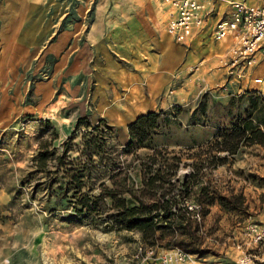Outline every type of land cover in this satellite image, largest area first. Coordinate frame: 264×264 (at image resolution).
I'll use <instances>...</instances> for the list:
<instances>
[{"label":"rangeland","instance_id":"rangeland-1","mask_svg":"<svg viewBox=\"0 0 264 264\" xmlns=\"http://www.w3.org/2000/svg\"><path fill=\"white\" fill-rule=\"evenodd\" d=\"M31 1L9 0V3L33 5ZM97 3L98 0H39L25 13L27 32L41 25V45L36 52L27 53L26 59H20L19 73L10 75L9 89L0 97V264H134L136 261L133 255L140 242L137 232L111 230L106 209L82 218L72 208V190L66 192L61 183H54L49 189L44 186L32 189L42 175L29 174L38 141L51 135L50 127L58 135L54 145L59 153L78 117L86 115L91 122L103 118L96 114L93 105L96 76L86 75L83 64L87 62L88 67L97 71L103 63L101 54L110 47L112 61L108 60L107 65L127 62L123 56L133 60L135 57L130 53L141 48L140 38L163 30V11L158 4L153 11L123 13V21L116 25V21L107 19L109 14L118 17L119 13H97ZM66 32L71 36L61 43ZM25 46L26 50L33 48ZM87 55L89 60L85 58ZM256 58L257 73L263 77V83L251 86L264 98V50L258 51ZM83 81H88L84 94ZM227 83L213 84L196 98L181 99L165 109H173V122L157 135L161 145L156 146L182 154L183 163H190L188 153L210 141L217 127L226 125L231 115L244 114L248 108L247 97L238 99L243 91L233 94ZM76 87L79 91H75ZM45 120L50 122L49 126L40 123ZM108 125L114 131L112 142L122 150L120 127L109 122ZM84 131V128L77 131L71 157L77 155ZM137 153L143 155L150 150L140 149ZM118 159L127 173L135 174L137 160L131 154L118 155ZM219 169L207 171L210 172L207 177L219 192L241 195L242 206L238 211H230L218 205L205 217L208 234L202 243L205 252L199 258L224 256L227 250L229 256L234 249L227 239L243 222L264 224V147L242 146ZM188 170V166L182 165L178 175L182 178ZM109 173V167L98 170L94 183H88L93 188L89 195L99 193L98 182L110 185ZM105 203L109 207L110 200L105 199Z\"/></svg>","mask_w":264,"mask_h":264},{"label":"trees","instance_id":"trees-1","mask_svg":"<svg viewBox=\"0 0 264 264\" xmlns=\"http://www.w3.org/2000/svg\"><path fill=\"white\" fill-rule=\"evenodd\" d=\"M245 97L248 108L244 114L231 115L226 125L217 127L210 141L188 153L190 163H183L182 154L158 148L154 143L155 136L173 122V109L138 115L127 125L128 140L122 150L112 142L114 131L105 118L91 122L86 115L78 117L59 153L54 145L58 135L50 127L51 135L39 139L31 160L29 174L42 175L32 189H49L61 183L66 192L73 191L72 208L82 218L106 209L111 230L135 231L140 242L149 247L178 248L203 257V237L199 232L205 228L204 219L211 207L217 204L225 210L238 211L242 206L241 195L219 192L207 171L228 164L242 146L264 147V98L256 90H244L238 99ZM40 123L50 125L47 120ZM81 128L85 131L81 133L77 155L71 157L72 142ZM140 149H149L150 153L139 155ZM121 154H131L137 160L135 174L125 171L118 159ZM182 165L189 170L181 178L178 171ZM104 167L110 168V185L98 182L99 193L89 195L93 188L88 183H94L93 178ZM105 199L110 200L109 207ZM185 202L200 206L201 221L191 218Z\"/></svg>","mask_w":264,"mask_h":264},{"label":"crops","instance_id":"crops-1","mask_svg":"<svg viewBox=\"0 0 264 264\" xmlns=\"http://www.w3.org/2000/svg\"><path fill=\"white\" fill-rule=\"evenodd\" d=\"M37 1L39 0H32L33 5L24 3L12 5L9 0H0V97L4 91L9 89L10 75L19 73L20 59H26L27 53L36 52L35 49L41 45V25L31 30L33 33L27 32L24 27L25 13L30 11V7L34 8ZM161 1L98 0L95 11L97 13L118 12V17L109 14L107 19V21H116V25H118L123 21V13L127 15L126 13L129 12L153 11L156 4L161 7ZM239 1L260 5L263 0ZM36 29L39 31L35 32ZM155 32L140 38L141 48L132 49L130 53L135 57L133 60L122 55L127 59V62L121 64L115 62L116 64H113L112 67L107 65L108 60L112 61L110 47L105 50L104 54H101L103 63L96 71L92 66L88 67L85 62V58L89 60V56L84 58L83 72L86 75L92 73L91 75L96 76L95 91L93 92L95 112L110 124L120 127L119 143L121 145H124L128 140L127 125L138 115L150 111L165 110L181 99L196 98L200 92H205L213 84L226 82L225 69L219 63V56L226 50L229 39L216 42L209 36V30L203 31L186 48L175 43L164 32V29ZM66 34L65 37H62L61 43L67 41V37L71 36L70 32H66ZM60 42L58 43L60 44ZM27 44L33 46L32 50H26L25 45ZM257 60L258 58H256V62ZM257 70L258 62L251 70L250 78L242 79L239 83L228 82L230 92L239 94L244 90H252L254 87L251 86L252 84H262L263 77L257 73ZM257 77L262 79L260 84L254 82ZM81 87L83 94L86 93L88 81H83ZM75 91H79V88L76 87ZM159 138L155 137L157 146L161 145ZM220 167L214 172L220 170ZM216 208L218 205H213L210 212ZM204 225H206L205 219ZM136 236L139 238V233ZM228 253L227 250L224 256H211L214 257L212 259L204 257L199 263L187 262L184 264H234L237 257L236 250H232L231 256H228Z\"/></svg>","mask_w":264,"mask_h":264},{"label":"built area","instance_id":"built-area-1","mask_svg":"<svg viewBox=\"0 0 264 264\" xmlns=\"http://www.w3.org/2000/svg\"><path fill=\"white\" fill-rule=\"evenodd\" d=\"M163 29L171 39L188 48L192 40L209 30L213 41L229 39L226 50L219 56L227 82L239 83L250 76L256 64V54L264 49V0L251 5L239 0H162ZM254 82L260 84L257 77ZM191 218L201 221L200 206L185 202ZM199 234L207 238L204 227ZM236 250L234 264H264V224L246 220L227 239ZM134 264L199 263L195 254L178 248L157 249L139 242Z\"/></svg>","mask_w":264,"mask_h":264}]
</instances>
